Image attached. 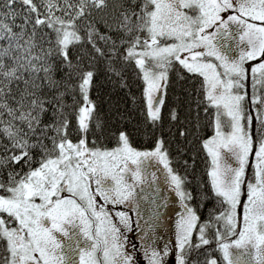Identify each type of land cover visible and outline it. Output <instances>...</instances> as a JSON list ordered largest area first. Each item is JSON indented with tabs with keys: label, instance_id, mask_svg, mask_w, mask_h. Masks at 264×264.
Instances as JSON below:
<instances>
[{
	"label": "snow or ice",
	"instance_id": "snow-or-ice-1",
	"mask_svg": "<svg viewBox=\"0 0 264 264\" xmlns=\"http://www.w3.org/2000/svg\"><path fill=\"white\" fill-rule=\"evenodd\" d=\"M101 73L150 149L106 135ZM0 264H264V0H0Z\"/></svg>",
	"mask_w": 264,
	"mask_h": 264
},
{
	"label": "trees",
	"instance_id": "trees-1",
	"mask_svg": "<svg viewBox=\"0 0 264 264\" xmlns=\"http://www.w3.org/2000/svg\"><path fill=\"white\" fill-rule=\"evenodd\" d=\"M128 84V88H118L110 83L104 74L101 73L96 78V85L92 91V99L97 102V114L104 121L106 135L119 130L127 131L130 134L134 146L139 149H150L153 138L143 130L139 107L132 101L133 96H140V88L137 82L131 77L128 79ZM179 94V86L170 87L168 90L167 107L164 109L166 118L163 125L166 138L169 124L167 111L169 107L174 106L175 98ZM113 143L114 141H109L108 146H112ZM175 148V143H173L171 145V152L174 157L177 155ZM198 148V145L191 146L186 154L180 156L179 162L174 164V167L183 173V161L189 160L191 164L190 157L195 158L194 172L190 170L189 175V179H192L193 176L196 178L193 184L189 185L194 192L196 183L201 180H206V176L204 175L206 161L204 153L198 151Z\"/></svg>",
	"mask_w": 264,
	"mask_h": 264
},
{
	"label": "rangeland",
	"instance_id": "rangeland-1",
	"mask_svg": "<svg viewBox=\"0 0 264 264\" xmlns=\"http://www.w3.org/2000/svg\"><path fill=\"white\" fill-rule=\"evenodd\" d=\"M162 191H164V193H165L164 195H167L166 189H163V187H162ZM171 193H172L171 197L175 198V200H176V206L180 207L178 198L175 196V194L173 192H171ZM173 198H171L170 201H172ZM169 204H171V203H169ZM168 205L166 208L161 209L162 216H163V223L161 224V226L159 228V232H161L163 234V236L167 237V239L171 240L173 237V228H174V222L176 219V213L180 210V208L175 207V209H173L174 212L171 213V216H169V215H167V213L165 211L168 208Z\"/></svg>",
	"mask_w": 264,
	"mask_h": 264
},
{
	"label": "flooded vegetation",
	"instance_id": "flooded-vegetation-1",
	"mask_svg": "<svg viewBox=\"0 0 264 264\" xmlns=\"http://www.w3.org/2000/svg\"><path fill=\"white\" fill-rule=\"evenodd\" d=\"M162 194L163 195L165 194L164 191H162ZM166 194L168 196V204L169 203H171V204L168 205V208L165 211H166L167 215L171 216V213L174 212L173 209H175V207H177V208H180V207L179 206H176V200H175V198L171 197L172 196L171 195L172 194L171 193V190H167L166 189ZM171 198H173L172 201H170Z\"/></svg>",
	"mask_w": 264,
	"mask_h": 264
}]
</instances>
